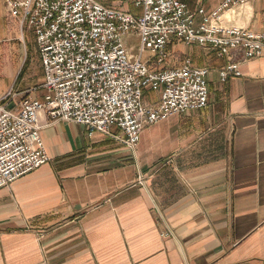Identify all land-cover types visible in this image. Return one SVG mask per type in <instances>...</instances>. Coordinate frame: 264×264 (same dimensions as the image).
I'll return each mask as SVG.
<instances>
[{"label":"crops","instance_id":"crops-1","mask_svg":"<svg viewBox=\"0 0 264 264\" xmlns=\"http://www.w3.org/2000/svg\"><path fill=\"white\" fill-rule=\"evenodd\" d=\"M178 1L196 27L200 10L225 2ZM223 24L264 34V0L232 9ZM167 53L160 67L149 52L142 59L154 69L187 59L208 68V106L146 128L134 150L117 126L90 137L42 114L50 161L0 190V264H264V56L219 57L177 39ZM231 64L241 76L223 81ZM44 78L34 34L0 0V100L43 98ZM160 98L144 91L148 105Z\"/></svg>","mask_w":264,"mask_h":264},{"label":"built area","instance_id":"built-area-1","mask_svg":"<svg viewBox=\"0 0 264 264\" xmlns=\"http://www.w3.org/2000/svg\"><path fill=\"white\" fill-rule=\"evenodd\" d=\"M123 1L140 13L97 0H4L7 18L35 36L45 96L10 92L0 100V190L50 161L41 137L42 114L49 124L86 126L90 137L117 126L134 150L146 128L208 106V68L194 67L187 59L178 67L154 69L142 59L144 53L160 67L168 60V45L177 39L215 50L219 57L232 52L247 60L264 56V34L223 24L227 12L253 0H225L210 15L200 10L198 27L196 14L178 0ZM131 39L138 45L129 47ZM220 76L223 81L241 76L239 65L227 66ZM145 90L160 93L158 106L144 102Z\"/></svg>","mask_w":264,"mask_h":264},{"label":"rangeland","instance_id":"rangeland-1","mask_svg":"<svg viewBox=\"0 0 264 264\" xmlns=\"http://www.w3.org/2000/svg\"><path fill=\"white\" fill-rule=\"evenodd\" d=\"M100 1L107 7H111V8L118 9V10L125 11V12H129L131 7L134 5L132 2H126L123 0H100ZM135 43H137V40L135 39L129 40L130 45L135 44Z\"/></svg>","mask_w":264,"mask_h":264},{"label":"bare ground","instance_id":"bare-ground-1","mask_svg":"<svg viewBox=\"0 0 264 264\" xmlns=\"http://www.w3.org/2000/svg\"><path fill=\"white\" fill-rule=\"evenodd\" d=\"M231 12H232V10H231Z\"/></svg>","mask_w":264,"mask_h":264}]
</instances>
